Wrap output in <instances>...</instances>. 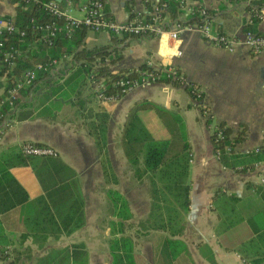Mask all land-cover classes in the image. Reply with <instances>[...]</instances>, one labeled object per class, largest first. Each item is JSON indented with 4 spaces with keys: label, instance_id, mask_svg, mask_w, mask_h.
<instances>
[{
    "label": "crops",
    "instance_id": "0c3cea01",
    "mask_svg": "<svg viewBox=\"0 0 264 264\" xmlns=\"http://www.w3.org/2000/svg\"><path fill=\"white\" fill-rule=\"evenodd\" d=\"M53 1L66 5V0ZM101 1L106 17L119 23L130 14L144 12L139 0ZM183 1L185 8L208 11L213 33L239 38L243 27L253 25L252 14L241 0ZM179 11L178 20L188 17ZM13 15L11 0H0V18ZM252 28L264 35V9ZM99 36L104 42L96 44ZM112 37L103 32L84 34L86 49L108 44L119 49L120 59L108 66L109 72L135 69L150 61L171 65L185 84H146L116 101L98 103L87 75L79 78L75 92L62 102L51 122L12 119L0 135V153L23 142L51 147L74 173L80 214L66 218L64 228L50 208L41 212L37 201L43 194L31 169L11 168L9 174L24 190L27 203L0 216L8 245L4 254L9 256L0 258V264H8L11 257L14 264H72L63 250L73 245H81L84 264H115V255H128L133 264H264V161L245 173L228 170L215 157L210 141L218 123L233 131L243 126L245 137L237 151L259 153L264 148V52L252 54L239 47L229 53L194 33L182 34L176 42L165 35L159 39L115 37L122 39L117 43L110 42ZM175 51L180 55L175 56ZM74 70L69 56L61 59L42 78L43 83L38 82L37 90L29 93L28 108L23 110L37 105L47 82L60 84ZM187 85L199 90V106L187 93ZM75 98L83 101L81 108L73 104ZM137 104L136 116L152 139L170 140L178 121L183 127L188 145L184 211L162 188L157 173L135 179L122 154V124L127 111ZM100 113L107 115V124L99 154L88 124ZM111 193L123 202L125 218L113 216ZM120 239L126 242L124 253L111 250Z\"/></svg>",
    "mask_w": 264,
    "mask_h": 264
},
{
    "label": "trees",
    "instance_id": "16d2710c",
    "mask_svg": "<svg viewBox=\"0 0 264 264\" xmlns=\"http://www.w3.org/2000/svg\"><path fill=\"white\" fill-rule=\"evenodd\" d=\"M53 0H35V2L24 4L22 2L11 0L14 6V15L12 17L3 16L2 19L10 20L12 25L24 33L23 37H19L18 33L7 34L0 33V115L14 119L16 122L31 120L33 118H42L47 122L54 119L55 113L60 109L62 102L69 99L79 83V78H85L91 71L95 61H99L101 65L95 69L94 77L102 80L101 93L105 96H115L119 99L121 96L118 88L114 83L119 79L127 81L139 80V73L146 71L154 76L159 75L155 70H151L144 64L135 69L121 70L117 73L108 71V66L120 59L119 49L111 47V45L99 46L92 49L84 47V34L86 30L79 29L71 35L66 36L64 33L58 34L53 39L43 38V33L37 29L40 25L54 23L56 26L62 27V19L55 18L43 9V5ZM73 1V0H71ZM139 0L142 4L144 12L139 14L144 21H149L150 13L154 6H165V16L172 22L178 20L181 12L179 0ZM247 8V7H246ZM248 10L251 11V21L254 24L258 22L256 14L264 9V0L250 1ZM208 13V11H206ZM131 13L130 11L128 12ZM209 14V13H208ZM164 17V14L159 15ZM134 15H129L133 18ZM184 23H202L198 17V9H192V15L183 19ZM252 25V26H253ZM252 26L243 27V31L253 32ZM254 33V32H253ZM256 34V33H255ZM261 35V34H257ZM264 36V35H263ZM146 35H128L122 38H144ZM115 37L110 39L111 43L120 42ZM10 49L15 50L12 66L8 67L3 62V54ZM69 56L74 62L75 70L68 75L62 83H48L46 91L38 96V103L31 110L24 109L27 107V98L29 93L37 90L38 82L48 72H35V79L32 83L21 89L18 97L13 100L11 106L5 101V93L13 86V82L21 77L22 73L27 69H33L38 64L48 63L50 60H61L63 55ZM106 60V63L103 61ZM155 83L170 84L171 86H181L176 80H168L159 78ZM187 93L192 98L191 90L187 88ZM22 98V100L20 99ZM77 107L83 106V101L74 99ZM144 104V103H140ZM139 104L133 106L125 115L122 128L120 131V148L122 154L132 170L135 179H141L147 173H157V180L162 188L171 195L172 200L179 208L184 211L188 205V186L187 178V152L188 145L186 143L183 127L178 121L177 129L170 131L173 137L170 140H154L141 125L136 116V110ZM20 108V109H19ZM21 110V111H20ZM2 117H0V121ZM107 124V115L100 113L96 116V120L88 124V132L93 137L99 154L102 151L105 140V130ZM245 129L239 126L237 131H233L222 124H217L216 130L210 135V141L213 152L218 153L220 164L231 171L245 173L258 162L264 161V148H260L259 153L237 151L241 143L244 141ZM29 167L35 176L43 197L37 202L42 205L41 212H47V208L51 209L52 214L67 227L66 218L70 215L79 216L80 201L75 195V178L73 171L65 165L57 156L50 158L23 157L18 152L7 150L0 153V216L15 207L22 206L27 203V196L24 190L15 182L9 174V170L14 167ZM110 201L113 205V216L117 218H125L124 204L120 197L115 194H109ZM74 226H78L75 224ZM126 242L120 239L113 242L112 251L120 250L124 253ZM7 239L2 231L0 224V258L6 259L9 256L4 254L7 252ZM68 254L72 264H84L83 252L81 245H73L63 250ZM114 256L115 264H133L130 256L126 255ZM8 264H14V259L10 258ZM123 260V262L121 261Z\"/></svg>",
    "mask_w": 264,
    "mask_h": 264
},
{
    "label": "built area",
    "instance_id": "2783aa9c",
    "mask_svg": "<svg viewBox=\"0 0 264 264\" xmlns=\"http://www.w3.org/2000/svg\"><path fill=\"white\" fill-rule=\"evenodd\" d=\"M24 4H29L35 2V0H16ZM152 1V0H151ZM155 1V0H154ZM153 1V2H154ZM194 2V0H190ZM243 4L249 8L250 0H241ZM65 7L59 6L55 1H49L43 5V9L49 15L62 19L63 26H56L54 23H49L45 25H40L37 27L39 31L43 33V38L53 39L58 34L64 33L66 36L71 35L74 31L79 29H84L86 31L95 33H106L113 37H124L128 35H146L149 37H157L158 39L163 35L167 36V39L172 42L178 41V38L182 34L194 33L198 35L203 41L212 47L222 49L227 52H233L236 48H245L252 54H259L264 52V36L257 35L250 31H245L242 36L237 38L235 36H229L221 33H213L210 29L211 18L205 9L201 7H196L198 9V17L202 23H184L183 20L170 21L165 16V6L162 4L160 6H154L152 12L149 14V21H144L138 15L133 18H127L123 23L116 22L112 19L106 17L104 13L103 2L101 0H78V3L72 4L71 1L66 0ZM180 10L184 12V16H191L193 8H185L183 0H179ZM73 11L80 13L79 17H74L72 15ZM260 10L256 14L257 19H261ZM251 13V11L249 10ZM164 14V17L159 15ZM5 32L7 34L18 33L19 37H23L24 33L18 31L11 23L10 20H5L0 18V33ZM1 46V43H0ZM15 50L10 49L8 52L3 54V62H6L8 67L12 66L13 54ZM180 53L175 51V56H179ZM68 56L65 54L61 59H67ZM60 62V60L52 59L48 63H38L33 69L25 70L21 77L13 82V86L6 91L5 101L9 106L12 105L13 100L18 97V93L24 87L29 86L35 79V72H48L50 73ZM106 63V60L103 61ZM101 65L99 61H95L92 65L91 71L88 74L91 85L94 87V98L98 103H110L116 101L115 96H105L101 93L102 90V80L100 78L94 77L95 69L97 66ZM151 70H155L159 75L154 76L152 73H146V71H141L139 73V80L127 81L124 79H119L114 83V86L118 88L121 95L126 94L131 89L155 83L156 79L165 78L168 80H176L179 84H185L181 74L173 68L171 65H153L150 61H146L144 64ZM188 89L191 90L193 102L199 106L201 101V94L199 90L193 85H187ZM2 104V102L0 103ZM0 121V135L4 130L10 126L12 119L7 118V116H2ZM216 130V129H215ZM13 151L18 152L23 157H35V158H52L56 157V152L49 146L34 144L30 142L19 143ZM215 157L218 158V153H214ZM258 164L252 166L256 167Z\"/></svg>",
    "mask_w": 264,
    "mask_h": 264
},
{
    "label": "rangeland",
    "instance_id": "374dc122",
    "mask_svg": "<svg viewBox=\"0 0 264 264\" xmlns=\"http://www.w3.org/2000/svg\"><path fill=\"white\" fill-rule=\"evenodd\" d=\"M88 37L89 38H92V35L90 33H88ZM101 42H104L103 39H102V36H99L98 37V41H96L95 43L98 44V43H101Z\"/></svg>",
    "mask_w": 264,
    "mask_h": 264
}]
</instances>
